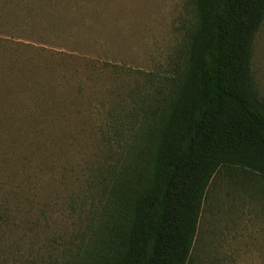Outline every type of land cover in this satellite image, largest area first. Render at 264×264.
<instances>
[{"label": "rangeland", "instance_id": "1", "mask_svg": "<svg viewBox=\"0 0 264 264\" xmlns=\"http://www.w3.org/2000/svg\"><path fill=\"white\" fill-rule=\"evenodd\" d=\"M190 19L188 0H0V264L61 261L73 201L172 74ZM252 69L264 97V21ZM188 264H264V178L213 175Z\"/></svg>", "mask_w": 264, "mask_h": 264}, {"label": "trees", "instance_id": "2", "mask_svg": "<svg viewBox=\"0 0 264 264\" xmlns=\"http://www.w3.org/2000/svg\"><path fill=\"white\" fill-rule=\"evenodd\" d=\"M188 1L180 60L131 111L89 196L73 201L83 225L58 264H188L213 175L241 167L264 178L252 69L264 0Z\"/></svg>", "mask_w": 264, "mask_h": 264}]
</instances>
